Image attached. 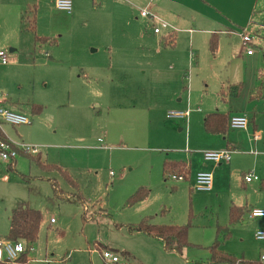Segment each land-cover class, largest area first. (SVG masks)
Returning a JSON list of instances; mask_svg holds the SVG:
<instances>
[{
    "label": "rangeland",
    "instance_id": "1",
    "mask_svg": "<svg viewBox=\"0 0 264 264\" xmlns=\"http://www.w3.org/2000/svg\"><path fill=\"white\" fill-rule=\"evenodd\" d=\"M9 1L13 0H0V19L7 15ZM97 1L102 9L103 0ZM114 1L107 0L105 4L111 7L116 4ZM205 1L208 3L204 6H192L195 13L204 15L205 22L197 15L195 24L179 26L192 29L194 35L176 31L178 38H184L182 46H187L192 37L189 55L194 64L190 65L189 56L187 63V55L182 53L176 55V64L172 59L156 62L154 53L143 43L144 38L153 36L152 23L159 25L139 16L136 6H142L140 2L132 4V16L122 2L117 3L123 15L128 16L115 23L103 17L83 22L47 7L39 13L37 4L31 3L34 34L27 30L28 20L20 22L25 12L31 19L30 11L27 7L21 10L13 43L29 46L33 35H37L46 38L49 45L39 53L31 50L28 55L19 48L12 47L16 49L14 53L0 49L8 59L11 54L16 56L12 67L9 60L6 66L0 65V94L12 102L30 105L26 112L30 124H1L0 137L34 151L19 153L14 162L0 160V238L8 237L12 209L24 204L37 210L41 217L37 239L28 252L31 264H105L101 258L104 247L128 251L148 264H212L209 246L214 242L216 227L227 223V203L238 191L228 182L218 196L215 190L194 189L192 174L205 164L203 153L214 152L208 149L211 138L198 119L181 132L179 122L165 120V83L181 67L185 81L200 75L210 89L214 78L229 71L237 79L255 75L256 86L264 83V0ZM11 8L14 10V6ZM213 17L219 19V28L229 33L224 38L230 54H238L243 48L241 42L238 44L239 35L247 30L252 38L254 62L245 65L240 61H219L220 55L212 57L207 49L208 39L204 43L201 38L197 40L195 32H202L203 36L207 19ZM120 38L128 43H118ZM154 83V92L161 98L159 104L156 98L152 107L146 108L147 85L151 84L152 89ZM193 84L196 90H204L206 85L200 81ZM33 106L38 110H33ZM198 115L191 113V119ZM255 133L264 138L263 131ZM189 135L190 145L184 146L183 137L188 140ZM184 150L194 160L191 176L177 181L163 175V161L181 160L171 157H180ZM38 158L64 171L75 186L57 170L43 171L36 162ZM209 171L214 174L212 169ZM240 178L239 175L232 179V183L239 185ZM54 188L73 195L75 201L61 200ZM146 218L158 226L188 225L189 246L176 257L162 249H151L147 243L152 242L150 238L130 234L126 229ZM243 229L242 237L233 234L222 250L236 258L235 264H263L259 258L264 255V245L254 239L253 230L245 224Z\"/></svg>",
    "mask_w": 264,
    "mask_h": 264
},
{
    "label": "crops",
    "instance_id": "2",
    "mask_svg": "<svg viewBox=\"0 0 264 264\" xmlns=\"http://www.w3.org/2000/svg\"><path fill=\"white\" fill-rule=\"evenodd\" d=\"M106 1L107 0H103V2L101 3L102 4V9H101L97 0H93L92 3L90 2V0H73L72 12L71 14H67V13L66 14L71 16V18L82 19L84 20L83 22L85 21L91 22L93 20L99 19L100 17H103L104 19H107L108 22L115 23L116 21L126 19L128 16V15L126 16L123 15L121 11V7L119 6L120 2H122L127 7L125 11L127 13L129 12L131 16L133 15L132 6H134L132 4L139 5L137 2H140V4L143 5L140 7L136 6V8H139L140 10L143 9L147 10L156 19L163 21L169 26L167 28H160V32L158 34H154V32L152 31L153 36L151 35L147 38H144L145 43H143V45L146 46V48H148L149 51H152L154 53L152 55H155L156 62L162 60H163L162 62H164V61H168L169 59H172L174 61V64H176V61L178 59L176 55H178V53H182L183 56L184 54L187 55V63L189 56V65L194 64L193 57H190L189 55L191 49L193 48L192 37L190 36V40L187 46H185L184 44L182 46L181 43H184V38L182 39L178 38V34L176 33V31L181 34L194 35L192 29H182L179 26L184 23L195 24L197 15L201 19H203L204 15L195 13L192 6L196 4V6L201 7V5L203 6L206 5L208 3L207 1L205 0H119L118 1L116 0L114 1L116 4L111 5V7L105 4ZM31 3L37 4L35 5V7L37 6V10L39 13L42 10V7H44L45 9L47 7L52 12L54 10H57L54 6V3L51 0L9 1L8 5L10 6V9L8 10L7 15L3 16L0 19V49H8L9 53H14L15 50L19 48L23 54L28 55L31 50L34 54L37 52L39 53L40 49L43 46L49 45L47 42L41 45L35 44V37L46 39L44 37L37 35H33V40L31 41V44L29 46L27 44L25 46H23V44L18 46L13 43L15 32L19 30L18 16L23 8L27 7V10L30 11L31 19L30 20L27 19L28 17L25 12V14L20 17V22L22 24L25 22V20H28L30 24L32 20L34 22V17H35L34 7H29ZM12 6H14V10L11 8ZM104 6H105V10H104ZM218 24H219V19L216 17L207 19L206 22L207 29L206 31H204L203 36H202V32H198V33L195 32L197 40L201 38L200 39L201 42L204 43V41L206 42V40L208 39L207 40L208 52L211 53L213 58H216L218 57V55H220L219 61L223 62L226 59L227 60L226 62L240 61V62H244L245 65L251 63L254 60V54L250 56L246 55V51H244L243 48H241L240 51L238 50V54H230L229 43L228 42L226 43L227 38H224V35L227 36L229 35V33L221 30ZM152 25L154 29L156 25L154 23H152ZM215 26L217 29H215ZM33 27H34L33 31L27 29L32 34H34L35 32L34 23H33ZM220 27L222 28L223 26L221 25ZM171 32H175L174 46L166 47V48L162 47L160 44L161 37L166 36ZM211 37L215 39V43H216V48L214 52H211L209 49V42L211 40ZM196 38L194 36L193 38L194 41ZM134 39H136L135 36ZM118 40L119 39H117V42L118 43L121 42V44L128 43L126 39L123 40L120 38V40L119 41ZM228 40L230 42V39ZM239 42H241L240 37L238 40V44ZM12 47L16 49H13ZM194 56L196 59L197 57L195 53ZM151 59H153V56ZM8 60L10 63L9 66L12 67L15 63L16 56L11 54ZM170 64L172 63L170 62ZM174 68L177 67L174 66ZM182 70L183 68L181 67L180 70H178L176 74H172V77L168 78V81L165 83L166 90H165L164 98L162 100L163 112H166L165 116L170 111H180V112L189 111L190 119L188 118L187 125L183 120L172 121V122H179L178 123L179 132H181L182 130L186 131V128L188 129V125L189 128H191L192 122H194L195 119H198L197 122L200 125L202 123V128H203L204 119L207 115L220 114L224 116L225 118L224 133L223 134L207 133L211 138L208 140L210 141L208 144V149L214 152L229 150L231 151V160L227 164H220V165H215L214 163L205 162L203 160V163H205L206 165L203 164L199 168L197 167L196 171L192 174L191 172L192 170L190 169L191 167L193 168L194 160L191 158L190 154L187 155L186 152L188 151L184 150V153H182L180 157H171V158H182L181 160H177V161H173L174 159L164 160L163 164L165 163L184 164L187 171V174L184 176V179H188V177H190L192 174L193 182H195V176L197 175V173L200 172L211 173L209 169H212V171L214 172V174L212 173L213 182H212V188L209 192L215 190V192L217 193L216 196L222 194L223 192L222 188L224 183L228 182L230 186H233L238 191V193L235 192L233 195V199L230 197V200L227 203V215H228L227 223L225 225H218L217 227H229L231 232L230 238L233 236V234L236 237L241 238L242 231L244 230L243 227L245 224L250 230H253V236L255 239L256 232L264 231V217L251 218L249 216V212L253 209L264 210V138L259 137V135L258 134L256 135L255 133L256 131L259 132L263 131L262 134H264V91L261 94V98L251 101V94L257 88L256 85L258 83V82L256 83L255 80L256 76L253 74H251V76L247 77L246 79L244 78L237 79L233 77L229 71V73H227L224 76L218 77L217 79L214 78L213 84H211V89H210L209 84H207V80L201 77L200 75H195L194 78H192L191 80L188 79L185 81V75ZM196 81H200L202 84L206 83L205 89L196 90V84H193ZM150 85L151 84L147 85L150 91L148 90V95L146 97V101H147L146 108H149V106L152 107V105L154 104L153 100H155L156 98H157L156 100L158 101V103L156 104H159L158 98H161L159 97L158 94L156 96L155 94L156 91L154 92L157 85L154 83L152 89H150ZM239 86L240 88L238 89ZM4 99L5 101L3 103V107L10 111L20 113L25 116H27L26 112L30 111L29 103L26 106H24L18 101L12 102L11 99L6 97H4ZM132 103L134 104L135 102L132 101ZM260 104L261 106H259ZM199 106L205 109L203 111H200V109L198 108ZM132 107L130 108L132 109ZM192 107L195 109H191ZM194 112L199 113L198 118L191 119V113ZM242 115H245L248 120L247 128L244 130L231 129L229 127V119L233 116H242ZM169 127L173 128V126H169ZM256 136H258L257 139ZM183 143L184 146H186V143L190 145V135L188 140L186 136L183 137ZM187 160L189 162H186ZM222 165H225L223 169H221L220 167ZM250 174L257 176L258 181L245 183L244 177ZM239 175L242 178V179L240 178V184L238 185L237 183H232V179L234 180ZM228 190L230 192V189ZM240 194H243V196H240ZM233 206L242 210V216L238 223L231 225L229 224V211L230 208ZM150 239L152 240V242H147V243L151 247V249L154 248L157 250H161V249L163 250V246L161 242L152 238ZM227 241H225L220 248V250L224 253H226L227 250L225 249L226 251H223L222 247ZM258 242L264 245V241H258ZM119 252H127L132 256V260L121 259L123 262H128L131 264H148L145 261L142 260L140 261V259L137 256L131 254L128 251H117L116 253L119 254ZM168 254H174V257H176L175 255H181L175 253H168ZM241 254L244 256L245 252L243 251L241 252ZM209 256H210V252H209ZM260 258L259 261L263 263Z\"/></svg>",
    "mask_w": 264,
    "mask_h": 264
},
{
    "label": "trees",
    "instance_id": "3",
    "mask_svg": "<svg viewBox=\"0 0 264 264\" xmlns=\"http://www.w3.org/2000/svg\"><path fill=\"white\" fill-rule=\"evenodd\" d=\"M24 19V18H23ZM33 20L31 24L29 23L28 30L33 31ZM48 43L46 39L35 37V44L41 45L44 43ZM175 43V32H171L166 36L161 37L160 44L162 47H173ZM216 48L215 39L211 37L209 42V49L211 52H214ZM262 77V76H261ZM260 77V78H261ZM240 86L238 87V89ZM264 91V83L260 82L254 92L251 94V101L257 100L261 98V94ZM33 110H38L35 106L32 107ZM203 128L206 133L210 134H223L225 130V118L220 114H211L207 115L204 119ZM14 162V160H13ZM37 164L42 168L43 171L49 172L52 170L59 171L63 178L72 186L75 184L72 183L70 177L61 171L58 168L49 166L45 164L43 161H40V158L37 159ZM163 175L183 177L187 174L186 168L184 164L181 163H165L162 166ZM54 191L58 198L61 200L72 202L75 201V197L73 195L63 194L62 192H57L56 188ZM146 195V192L143 193L142 197ZM76 201L81 200L76 198ZM83 220H86L85 215H83ZM242 216V210L236 207H231L229 211V224L234 225L239 222ZM40 213L37 210L31 209L24 204L12 209L10 211L8 221V237L6 240L12 242H21L24 245V251L18 259L12 263L3 261L0 264H31L28 258V252L31 250L32 245L37 239L39 224H40ZM188 225L184 226H176V225H168V226H158L151 222L150 218L143 219L140 223L135 226H127L126 229L130 234H141L147 236L149 238L155 239L161 242L163 246V250L167 253H175L181 254V251L184 248L189 246L187 241L188 234ZM231 232L229 227H217L215 233V239L213 244L209 247L210 252V263H227V264H235L237 262L236 258L232 255L224 253L220 250L223 243L230 239ZM114 252L115 250H111L109 248H104ZM115 251L114 253H116ZM118 254V253H116ZM119 257L125 260H132V256L127 252H119ZM245 264H256L252 262H246Z\"/></svg>",
    "mask_w": 264,
    "mask_h": 264
},
{
    "label": "built area",
    "instance_id": "4",
    "mask_svg": "<svg viewBox=\"0 0 264 264\" xmlns=\"http://www.w3.org/2000/svg\"><path fill=\"white\" fill-rule=\"evenodd\" d=\"M54 3V6L57 10L65 12L67 14H71L72 12V0H51ZM140 16L143 18H148L152 22H157L159 27H154V34H158L160 32V28L169 27L163 21L156 19L152 14H150L147 10L143 9L139 11ZM241 46L245 49L246 55L250 56L253 54L252 48V38L247 30H242L240 33ZM8 64V56L4 51H0V65L5 66ZM5 99L2 94H0V125L8 124L13 127L25 126L29 125V119L20 113H16L10 111L3 107ZM168 121H176L183 120L185 124L188 123L189 111H170L165 116ZM248 126V120L245 115L242 116H233L229 119V127L231 129L236 130H244ZM187 130V128H186ZM257 138V137H256ZM34 151H31L29 148H25L23 146H14L11 143L0 137V160L3 162H8L10 160H15L19 153L29 154ZM203 160L205 162H211L215 165L227 164L231 160V151H219V152H204ZM173 179L177 181H182L183 177H175L171 176ZM245 183H251L258 181V177L254 175H246L244 177ZM212 174L207 172H200L195 176V186L194 189L196 191L201 192H209L212 188ZM249 216L251 218H262L264 217V210L253 209L249 212ZM53 223V220L50 221ZM255 239L257 241H264V231L256 232ZM24 251V245L21 242H12L5 239L0 238V262L6 261L12 263L18 259L20 254ZM101 258L106 264H131L128 262H123L118 254L103 249L101 251ZM261 261L264 263V256H261Z\"/></svg>",
    "mask_w": 264,
    "mask_h": 264
}]
</instances>
